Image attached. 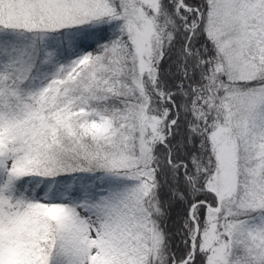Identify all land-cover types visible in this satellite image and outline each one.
I'll use <instances>...</instances> for the list:
<instances>
[{"label": "snow or ice", "instance_id": "6c2138e0", "mask_svg": "<svg viewBox=\"0 0 264 264\" xmlns=\"http://www.w3.org/2000/svg\"><path fill=\"white\" fill-rule=\"evenodd\" d=\"M0 264H264V0H0Z\"/></svg>", "mask_w": 264, "mask_h": 264}]
</instances>
